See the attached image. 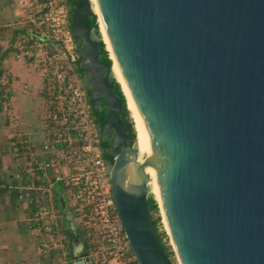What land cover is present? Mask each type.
<instances>
[{"label": "water", "instance_id": "1", "mask_svg": "<svg viewBox=\"0 0 264 264\" xmlns=\"http://www.w3.org/2000/svg\"><path fill=\"white\" fill-rule=\"evenodd\" d=\"M95 1L143 158L98 56L89 0H72L70 30L89 104L104 101L110 195L137 261L172 264L149 213L154 185L182 264H264V0ZM57 201L71 247L83 246L72 264H89L61 192Z\"/></svg>", "mask_w": 264, "mask_h": 264}, {"label": "built area", "instance_id": "2", "mask_svg": "<svg viewBox=\"0 0 264 264\" xmlns=\"http://www.w3.org/2000/svg\"><path fill=\"white\" fill-rule=\"evenodd\" d=\"M4 1L20 15L0 29L10 34L11 58L36 74L42 108L31 131L18 126L10 111L11 74L0 64V110L12 123L6 149L15 169V180L0 188L31 209L48 264L71 262L56 188L89 264H139L110 195V163L76 68L69 0Z\"/></svg>", "mask_w": 264, "mask_h": 264}, {"label": "crops", "instance_id": "3", "mask_svg": "<svg viewBox=\"0 0 264 264\" xmlns=\"http://www.w3.org/2000/svg\"><path fill=\"white\" fill-rule=\"evenodd\" d=\"M5 5L13 7L0 0V8ZM4 20L0 11V25H3L1 22ZM9 40V32L0 29V64L11 74V113L19 127L31 131L42 108L37 94L39 80L26 65L11 58L10 49L7 47ZM12 130V123L7 121L0 110V182L15 180V169L6 149ZM58 192L56 188L57 196ZM30 217L31 209L20 205L12 192L0 188V264H48L50 258L42 251V237ZM68 243L69 239L65 244L72 262L73 249Z\"/></svg>", "mask_w": 264, "mask_h": 264}, {"label": "rangeland", "instance_id": "4", "mask_svg": "<svg viewBox=\"0 0 264 264\" xmlns=\"http://www.w3.org/2000/svg\"><path fill=\"white\" fill-rule=\"evenodd\" d=\"M91 4H92V7H93V9L95 11V4L92 2V0H91ZM71 7H72V5H70V9H71ZM0 11H1L2 18L5 19L3 22H1L2 24L13 22V20H15L17 17H19V12H20L15 6H13L11 8V7H8L7 5L2 6L0 8ZM95 13H96V11H95ZM98 23H99V20H98ZM102 38H103V36H102ZM103 41H104V38H103ZM104 42H105L104 43L105 47H106V49L108 51L107 56H110V50H109L108 44H107L106 41H104ZM110 58H111V56H110ZM111 61H112V64H113V60L112 59H111ZM110 77H112L115 81L118 82L117 78L113 75V73H112V75H110ZM120 88H121V85H120ZM10 111H11V109H10ZM11 115L14 118V115L12 113H11ZM128 116H129V118H131L130 120H132V122H133V118H132V115H131L130 111L128 113ZM35 121H34V123H35ZM134 125H135V123H134ZM133 127L135 129L134 131L136 132V136H137L138 135V130L136 129L135 126H133ZM135 145L136 146H138V145L140 146L138 137H136L135 143L133 142V144H132V146H135ZM139 157H142V156H139ZM6 161L8 162L7 159H6ZM148 197L153 198V200L156 203V210L150 211L149 213H150L151 219L155 221V227H156L157 232L159 234H161V242L163 243V245L165 247V251L167 252V256H168L169 260L172 262V264H181L177 254L175 252V249H174L170 234L167 231V229L165 227V224H164V222L162 220V212H161V209H160V206H159V202L157 201L155 195L150 190L147 193V198ZM67 237L68 236L65 235L66 241L68 242V238ZM78 245H81V244H77V245L72 246L73 252L75 251V249H76V247ZM70 264H72V262H70Z\"/></svg>", "mask_w": 264, "mask_h": 264}, {"label": "bare ground", "instance_id": "5", "mask_svg": "<svg viewBox=\"0 0 264 264\" xmlns=\"http://www.w3.org/2000/svg\"><path fill=\"white\" fill-rule=\"evenodd\" d=\"M89 1H90V5H91V9H92V11H93L94 13H95V11H96L95 14H96V17H97V23H98V20H99L98 28L100 27V28H99L100 38H101V40H102L103 43H105L104 41L107 42L108 47H109V50H110V56H111V58H110V56H109V58L113 60V64L111 63V75H112V73H113V75L117 78L118 82H119L120 85H121V88H122L121 91H122V93H123V95H124V97H125V99H126V108H127L128 111H130V113H131V115H132V118L134 119V122H135V127H136V129L138 130V135L136 136V134H135V139H134V143H135L136 137L139 138V144H140V146H139V145H138V146L135 145V147L137 148L138 158H143L144 155H145V150H146V141H145L144 133H143V130H142L141 122H140V119H139V116H138V113H137L136 107H135L134 102L132 101V98H131V96H130V94H129V92H128V89H127V87H126V84H125V82H124V79H123V77H122V74H121V72H120V69H119V67H118V64H117V62H116V59H115V57H114V54H113L112 49H111V47H110V44H109V42H108V38H107V35H106V32H105V29H104V25H103V22H102L101 15H100L99 10H98V7H97V5H96V1H95V0H92V2L95 4V11H94V9H93V7H92L91 0H89ZM101 35L103 36L104 41H103V38H102ZM105 49H106V47H105ZM106 50H107V49H106ZM139 156H142V157H139ZM147 187H148V191L150 190V191L155 195V197H156V199H157V201H158L155 186H154V185H147ZM161 212H162V211H161ZM162 220H163V222H164V224H165V227H166L167 231H168L169 234H170V237H171V240H172V243H173V246H174L175 252H176V254H177V256H178V253H177V251H176V247H175L174 241H173V239H172V235H171V233H170V230H169V228H168V225H167V223H166V221H165V218H164L163 214H162ZM178 258H179V256H178ZM179 261H180V259H179ZM180 263H181V262H180ZM181 264H182V263H181Z\"/></svg>", "mask_w": 264, "mask_h": 264}, {"label": "trees", "instance_id": "6", "mask_svg": "<svg viewBox=\"0 0 264 264\" xmlns=\"http://www.w3.org/2000/svg\"><path fill=\"white\" fill-rule=\"evenodd\" d=\"M68 2H69L70 5H72V0H69ZM88 20H89V24H90L91 27L96 26V23H95V15H94V14H91V15L88 17ZM97 24H98V23H97ZM98 47H99L98 56L100 57V59H101L102 61L106 62L108 65H110V63H112V61H111L110 58H108L109 56L107 57V53H108V51H107L106 49H104L105 44L102 43V42L99 40ZM108 55H109V54H108ZM110 82H111L112 85H113V92L119 97V99H120V101H121V106L124 108L123 112H122L121 115H120V119H121V121L124 123V125H125V127H126V131H127L129 134L134 135V134H136V132L134 131L135 129H134V127H133V126H135V125H134L135 122H134V119H133V122H132V120H130L131 118H129V116H128L129 111L125 109L126 99H125V97H123L124 95H122V94H123L122 91H120V90H121V88H120V84H119L117 81H115L112 77H110ZM95 111H96V110H95ZM95 111H93V112H95ZM95 113H96V112H95ZM103 116H104V114H103V112H102L100 121L103 119ZM100 121H99V122H100ZM96 122H98V121H96ZM98 124H99V123H98ZM102 156H103V158H105V159L111 164V162H112V155H110V154H108V153H106V152H104V151L102 150ZM147 203H148V207H149V212H150V211H153V210H156V203H155V201L153 200V198L148 197V198H147ZM152 223H153V225H154V227H155V221H154V220H152ZM155 231H156L157 239H158V241L160 242L162 248H163L164 251H165V247H164L163 243L161 242V234H159V233L157 232L156 227H155ZM65 234H66V236H68V239H69V237H70V233H69V231H68L66 228H65ZM68 244H69L68 246L70 247L71 244H70V243H68ZM165 253H166V255H167V252H166V251H165Z\"/></svg>", "mask_w": 264, "mask_h": 264}, {"label": "flooded vegetation", "instance_id": "7", "mask_svg": "<svg viewBox=\"0 0 264 264\" xmlns=\"http://www.w3.org/2000/svg\"><path fill=\"white\" fill-rule=\"evenodd\" d=\"M78 62H79V58H77L76 57V68H77V71H78V74H79V77H80V80H81V84H82V87H83V89H84V91H85V93H86V96H87V98H88V90H86V88H85V86H84V82H83V77H82V74H81V70L79 69V67H78ZM104 101L103 100H99L98 102H97V104L96 105H94V109H92V113H93V116H94V118H95V120L96 121H98L97 123H101L102 121H103V119H104V116H103V119L100 121V119H101V114H102V112H103V114H104ZM96 110V111H95ZM93 111H95V112H93ZM100 121V122H99ZM127 132V131H126ZM128 133V132H127ZM129 134V133H128ZM100 145H101V149L104 151V152H106V153H108L109 152V150H110V147L108 146V141H105V140H101V138H100ZM81 241V240H80ZM82 242V241H81ZM83 243V242H82Z\"/></svg>", "mask_w": 264, "mask_h": 264}, {"label": "clouds", "instance_id": "8", "mask_svg": "<svg viewBox=\"0 0 264 264\" xmlns=\"http://www.w3.org/2000/svg\"><path fill=\"white\" fill-rule=\"evenodd\" d=\"M83 251V246L82 245H78L75 249V253L77 255H79L81 252Z\"/></svg>", "mask_w": 264, "mask_h": 264}]
</instances>
